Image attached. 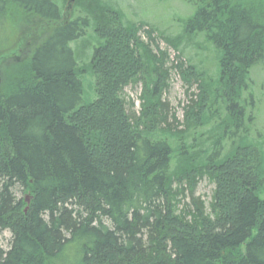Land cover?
Returning <instances> with one entry per match:
<instances>
[{
  "label": "trees",
  "instance_id": "trees-1",
  "mask_svg": "<svg viewBox=\"0 0 264 264\" xmlns=\"http://www.w3.org/2000/svg\"><path fill=\"white\" fill-rule=\"evenodd\" d=\"M190 1L186 30L220 51L219 79L178 131L162 99L169 69L116 12L74 0L84 16L66 19L53 0H0V25L17 7L13 26L38 33L0 86V230L11 234L0 264H264V140L249 137L248 91L250 69L264 70V0ZM91 25L100 42H83V69L70 44ZM132 82L137 110L123 97ZM207 98L225 113L209 148L196 143L217 115ZM202 178L214 185L208 212L192 196Z\"/></svg>",
  "mask_w": 264,
  "mask_h": 264
},
{
  "label": "rangeland",
  "instance_id": "rangeland-1",
  "mask_svg": "<svg viewBox=\"0 0 264 264\" xmlns=\"http://www.w3.org/2000/svg\"><path fill=\"white\" fill-rule=\"evenodd\" d=\"M53 2L60 9L62 18L64 16L66 19L70 17L73 19L74 17L84 16L83 11L79 7H74V0H53ZM99 2L117 13L123 27H133L136 30V35L140 38V41L148 47L152 55L159 61L161 65L159 70L169 69L167 88L162 93V99L168 104L169 119L171 115L175 117V122L170 119V124L178 131L182 130L184 128L185 111H191L192 104L195 101L198 103L199 99L204 96L206 85L210 84L215 88L217 79H219L220 51L205 37L204 33H191L186 30L187 21L192 17L196 9L194 1L99 0ZM14 11H16V14ZM18 12L20 10L17 7L16 10L12 8L9 12V20H5V23L3 22L0 25V56L4 58L2 62L4 70L2 71L0 64V86L3 74L8 75L10 73L9 68H11L13 62L23 54L25 46L38 34H28L17 26H13L14 21L17 22L19 27L22 26L21 22H18L20 19L17 15ZM17 31L20 32L17 34ZM33 31L36 32L37 29L34 28ZM85 41H89L91 45L95 44V42H100L94 34L92 25L87 27L83 38L70 44L73 49L78 48V54L80 55L79 64L83 69L87 68L91 54V49L83 46ZM162 58L165 60L164 64L162 63L164 62ZM141 62L144 61L142 60ZM248 80V91L252 94L254 101V109L252 111L254 120L253 124H251L249 137L252 140L258 137L255 142H260L264 140L263 67L261 65L253 66L250 69ZM82 81V102L89 103L95 99L92 89L94 80L86 73ZM141 91L142 85L137 82L129 83L123 91L125 100L134 102L135 110L139 106ZM244 94L246 93L242 94L241 103ZM205 103L206 107L210 109V113L216 112L217 115L208 122V125L206 124L198 130L199 133L203 134L201 140H196V143L204 142V145L209 148L211 143L215 141L216 136L221 132L215 128L214 122H217L225 113L221 100L214 101L212 106L210 99L207 98ZM249 111V109H246L247 113ZM186 141L189 143L190 137ZM223 148L228 150L229 146L225 144ZM213 189L214 185L207 178L199 179L193 189L192 196L199 198L204 203L206 212H208V204L211 201ZM20 190L21 188L19 187L13 190L17 199L25 196ZM189 196V192L185 189L184 195L179 197L180 208L185 204H189ZM10 238L11 234L9 231L0 230V250L6 251L8 249Z\"/></svg>",
  "mask_w": 264,
  "mask_h": 264
},
{
  "label": "water",
  "instance_id": "water-1",
  "mask_svg": "<svg viewBox=\"0 0 264 264\" xmlns=\"http://www.w3.org/2000/svg\"><path fill=\"white\" fill-rule=\"evenodd\" d=\"M1 74V73H0ZM0 80H1V77H0ZM26 200H27V198H26ZM27 202V201H26Z\"/></svg>",
  "mask_w": 264,
  "mask_h": 264
}]
</instances>
